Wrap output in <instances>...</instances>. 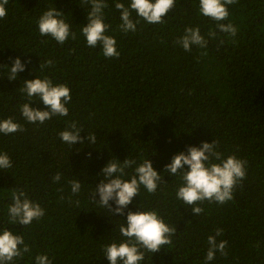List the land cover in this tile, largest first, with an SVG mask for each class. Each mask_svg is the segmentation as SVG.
I'll list each match as a JSON object with an SVG mask.
<instances>
[{
    "label": "trees",
    "instance_id": "16d2710c",
    "mask_svg": "<svg viewBox=\"0 0 264 264\" xmlns=\"http://www.w3.org/2000/svg\"><path fill=\"white\" fill-rule=\"evenodd\" d=\"M105 2L106 35L116 40L119 57L106 58L101 45H87L81 29L91 5L83 0H9L7 16L0 19V121L12 118L25 129L0 133V153L12 162L0 169V233L8 229L21 235L30 249L12 264H36L41 254L52 264H109L103 247L125 239L120 227L126 213L138 210L156 211L177 230L159 252L145 250L140 264H264V0L227 5L229 16L221 23L233 24L235 36L203 16L199 0H175L159 24H148L132 11L139 23L128 33L120 30L117 0ZM118 2L130 5V0ZM54 7L76 35L62 45L38 29L39 17ZM188 27H199L206 47L185 51L177 43ZM17 57L25 70L10 81ZM48 60L51 67L45 65ZM45 77L69 87L68 115L28 123L20 106L29 98L20 89L26 80ZM32 100L31 107L46 110L38 97ZM73 122L83 131L82 145L60 139ZM91 133L95 144L87 140ZM213 140L224 158L246 161V176L232 200L193 205L203 209L195 216L193 206L177 199L180 176L164 169L189 146ZM127 157L136 164L126 169L125 180L149 159L161 182L155 193L141 185L125 215L112 216L91 194L103 179L102 168ZM57 173L61 178L54 182ZM72 180L81 182L77 194ZM14 190L24 191L45 215L27 226L13 223L8 208ZM217 229L222 230L217 242H227V256L216 252L206 261L208 237Z\"/></svg>",
    "mask_w": 264,
    "mask_h": 264
},
{
    "label": "clouds",
    "instance_id": "9594fccd",
    "mask_svg": "<svg viewBox=\"0 0 264 264\" xmlns=\"http://www.w3.org/2000/svg\"><path fill=\"white\" fill-rule=\"evenodd\" d=\"M84 4H90L91 10L87 15V24L82 26V34L86 38L87 45L95 48L98 44L102 46L103 55L106 58L119 57L116 48V40L106 35L110 25L104 22V9L108 7L105 0H83ZM236 3V0H199L200 13L217 22L221 32L236 35L237 29L233 24L221 23L229 16L227 5ZM9 0H0V19L6 18V5ZM175 7V0H130V5L115 3V8L120 12V30L124 33L135 32L139 20L133 21L131 13L135 11L137 16L148 24H159L163 18ZM63 13L51 8L43 12L38 20V29L41 36H50L59 44H64L69 36L76 38L75 33L70 32V25L62 18ZM215 33L210 32L209 36ZM185 51H191L193 45L206 47L207 40L201 35L199 27H188L184 35L177 41ZM45 65L51 67L53 61L48 60ZM44 65H40V68ZM25 70V64L20 58L12 61L8 80L17 79V74ZM21 92L29 98V103L20 106L23 118L35 124H44L54 116H67L66 105L71 101L70 89L63 84L54 85L47 77L41 79L24 81ZM33 97H38L46 110L31 107ZM25 131L24 127L12 118L0 121V133L9 135ZM82 129L75 122L60 132L62 142L69 145L84 143L81 137ZM87 140L95 144V133L88 134ZM89 154V158H90ZM215 161V162H214ZM136 164L135 160L126 158L123 163L110 160L101 171L103 179L91 194L92 201L106 209L107 213L114 215H125V209L132 203L133 198L139 196L141 185L148 193H155L161 182L159 174L147 159L137 164L134 174L125 180L126 169ZM246 161L238 159L235 155L224 158L216 151V141L212 143L202 142L199 147L189 146L187 153L181 152L174 155L171 162L165 166L164 172L170 175L180 176L182 185L176 196L188 206L209 202L224 204L233 199V189L238 182L246 176ZM12 162L6 153H0V169H9ZM59 173L53 177L54 182H59ZM71 190L77 194L81 189L79 180H72ZM99 197L97 202L96 197ZM12 203L9 205L8 214L13 223L18 222L21 226L30 225L33 220H39L45 215V211L38 203L31 201L22 190H14L11 194ZM112 201L115 205L109 202ZM191 212L196 216L203 212L199 206H193ZM126 222L121 225L120 233L124 240L112 242L103 247L104 258L109 264H140L145 259V250L151 253L159 252L162 246L171 244V237L177 231L176 228L167 225L163 218L154 210L128 211ZM222 234L221 229L216 230L215 236H209V245L206 261L215 259L216 252L227 256L225 251L227 242H217L216 237ZM23 245V248L20 246ZM28 245L24 243L21 235L13 234L8 229L0 233V264H12L16 258H23V254L29 252ZM36 264H52L47 255H37Z\"/></svg>",
    "mask_w": 264,
    "mask_h": 264
}]
</instances>
